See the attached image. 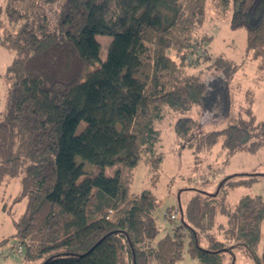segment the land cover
<instances>
[{
    "label": "trees",
    "instance_id": "obj_1",
    "mask_svg": "<svg viewBox=\"0 0 264 264\" xmlns=\"http://www.w3.org/2000/svg\"><path fill=\"white\" fill-rule=\"evenodd\" d=\"M205 3L3 0L0 46L13 58L0 116V184L21 174L26 201L14 235L24 257L40 258L39 264H176L186 249L199 264H223L238 248L262 264V196L242 195L233 207L224 196L260 173L229 175L214 194L197 189L183 207H168V219L179 221L159 238L155 196L130 190L140 160L157 171L163 158L155 122L170 111L229 98L227 82L207 84L189 73L203 45ZM210 3L219 17L234 5L232 27L245 28L250 59L263 68L264 0ZM97 34L110 37L104 59ZM213 65L227 78L236 68L221 56ZM244 95L245 105L221 129L202 130L193 117H177L172 128L180 145L198 157L222 137L226 159L255 152L264 143V120H256L251 91ZM217 213L226 222L214 233Z\"/></svg>",
    "mask_w": 264,
    "mask_h": 264
},
{
    "label": "rangeland",
    "instance_id": "obj_2",
    "mask_svg": "<svg viewBox=\"0 0 264 264\" xmlns=\"http://www.w3.org/2000/svg\"><path fill=\"white\" fill-rule=\"evenodd\" d=\"M2 3L3 0H0V9ZM234 9V5L231 4L226 15L219 17L210 0H206V21L199 32L203 38V45L196 54H193L192 58L197 61L189 68L191 75H197L207 84H216L218 79L227 82L228 100H218L206 108L201 103H196L186 111L165 113L161 121L155 122V127L160 130L159 148L163 152L158 170L152 171L143 160H140L134 169L130 190L139 193L143 189H149L155 196L152 214L159 226L157 238L171 231L174 222L179 221L168 219L165 215L168 207L179 208V205L183 207L198 190L214 194L222 179L229 175L241 172L261 174L254 183H243L228 189L226 196L231 205L245 194L261 195L264 199V143L255 152L237 151L226 159L220 137L211 150H203L196 157L192 149L180 145L172 128L175 119L182 115L196 119L199 129L202 130L225 127L231 118L236 116L240 107L245 105L246 90L252 93V109L256 120H264V63L262 68L259 67L258 59H250L246 48L245 28L232 27ZM96 38L101 43L99 56L104 59L110 37L97 34ZM206 56H209V59H206ZM217 56L226 58L236 65L230 78L213 65ZM12 58L13 53L0 46V116L6 110V67ZM98 64L96 61L95 66ZM82 125L81 122L79 127ZM90 167L92 173L98 171L94 165ZM115 167H104V172L111 175ZM243 176L235 175L231 178L236 180ZM20 177L21 174H18L0 184V264H39L41 260L24 257V245L14 235V222L24 212L26 201L20 195ZM224 222L225 216L217 213L216 224L211 231L216 233L217 225ZM217 237L222 238V235L217 234ZM187 239L188 236L184 238V247ZM199 243L204 245V240L200 238ZM18 246H21V251L17 249ZM185 250L183 258L176 264H199L195 258L189 257ZM234 255L236 264H255L254 260L238 248L234 250ZM229 256L226 255L223 264L232 261Z\"/></svg>",
    "mask_w": 264,
    "mask_h": 264
},
{
    "label": "crops",
    "instance_id": "obj_3",
    "mask_svg": "<svg viewBox=\"0 0 264 264\" xmlns=\"http://www.w3.org/2000/svg\"><path fill=\"white\" fill-rule=\"evenodd\" d=\"M256 181H257V180H256ZM256 181H255V182H256ZM253 183H254V182H253ZM230 188H232V187H230ZM228 189H229V188H228ZM228 189H227V191H226V193H225V195H224V196L226 197V200H225V201L227 202V204H228L230 207H233L236 203H235L234 205H231V204L229 203V201H227V196H226V195H227V193H228ZM241 196H242V195H241ZM241 196H240V197H241ZM240 197H239V198H240ZM263 200H264V199H263ZM221 214H222V213H221ZM223 215H224V214H223ZM224 216H225V215H224ZM215 219H216V218H215ZM225 222H226V216H225ZM225 222H224V223H225ZM263 222H264V218H263V220H262V224H261V231H262V232H261V239H260V243H259V247H258V251H259V253L262 254V256H263L262 264H264V228H263ZM224 223H219V224H224ZM227 254H229V253H226L225 256H223V260L225 259V257H226ZM229 255H230V256H229V257H230V260H234V259H235V255H234V256H232L231 254H229ZM233 257H234V258H233ZM252 260H253V259H252ZM222 263H223V262H222Z\"/></svg>",
    "mask_w": 264,
    "mask_h": 264
},
{
    "label": "built area",
    "instance_id": "obj_4",
    "mask_svg": "<svg viewBox=\"0 0 264 264\" xmlns=\"http://www.w3.org/2000/svg\"><path fill=\"white\" fill-rule=\"evenodd\" d=\"M170 216H171L172 218H176V214H175V213H172Z\"/></svg>",
    "mask_w": 264,
    "mask_h": 264
}]
</instances>
